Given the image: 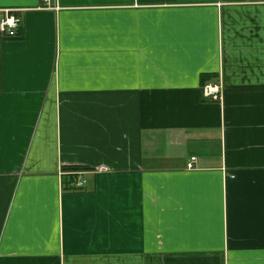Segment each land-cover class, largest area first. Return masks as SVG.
I'll use <instances>...</instances> for the list:
<instances>
[{
  "label": "crops",
  "instance_id": "obj_1",
  "mask_svg": "<svg viewBox=\"0 0 264 264\" xmlns=\"http://www.w3.org/2000/svg\"><path fill=\"white\" fill-rule=\"evenodd\" d=\"M42 6L0 0V264H264V0Z\"/></svg>",
  "mask_w": 264,
  "mask_h": 264
},
{
  "label": "built area",
  "instance_id": "obj_2",
  "mask_svg": "<svg viewBox=\"0 0 264 264\" xmlns=\"http://www.w3.org/2000/svg\"><path fill=\"white\" fill-rule=\"evenodd\" d=\"M57 0H41L42 2V8L46 10H56L58 7L56 6ZM18 11H5V15L0 20V33L4 36H7L9 38L15 37L17 35L18 28L21 23V19L18 16ZM202 96L205 100L213 101V102H222L223 99V86L219 83H206L202 87ZM192 161L195 160V158L191 159ZM189 168H193V163H189ZM99 171H105L99 170ZM63 174H70V175H78L82 172L72 171V172H64ZM86 181L83 179H78L74 183V187L76 189H82L85 186Z\"/></svg>",
  "mask_w": 264,
  "mask_h": 264
},
{
  "label": "trees",
  "instance_id": "obj_3",
  "mask_svg": "<svg viewBox=\"0 0 264 264\" xmlns=\"http://www.w3.org/2000/svg\"><path fill=\"white\" fill-rule=\"evenodd\" d=\"M75 170H77V169L76 168H73L71 171H75ZM71 179H73V177Z\"/></svg>",
  "mask_w": 264,
  "mask_h": 264
}]
</instances>
